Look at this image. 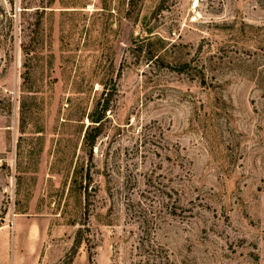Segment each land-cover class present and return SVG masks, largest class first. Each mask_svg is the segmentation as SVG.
<instances>
[{
	"label": "rangeland",
	"instance_id": "1",
	"mask_svg": "<svg viewBox=\"0 0 264 264\" xmlns=\"http://www.w3.org/2000/svg\"><path fill=\"white\" fill-rule=\"evenodd\" d=\"M0 264H264V0H0Z\"/></svg>",
	"mask_w": 264,
	"mask_h": 264
},
{
	"label": "trees",
	"instance_id": "2",
	"mask_svg": "<svg viewBox=\"0 0 264 264\" xmlns=\"http://www.w3.org/2000/svg\"><path fill=\"white\" fill-rule=\"evenodd\" d=\"M181 71V69H178ZM112 90L106 88L102 94V98L98 102L95 110L90 114L89 120L92 123L85 136V145L92 150L100 135L101 126L106 117V113L110 110V102L112 99Z\"/></svg>",
	"mask_w": 264,
	"mask_h": 264
}]
</instances>
